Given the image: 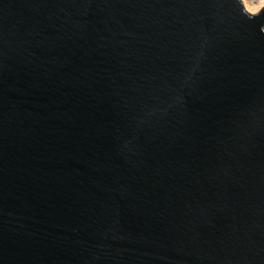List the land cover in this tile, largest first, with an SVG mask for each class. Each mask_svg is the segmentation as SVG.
I'll return each mask as SVG.
<instances>
[{"label": "water", "instance_id": "water-1", "mask_svg": "<svg viewBox=\"0 0 264 264\" xmlns=\"http://www.w3.org/2000/svg\"><path fill=\"white\" fill-rule=\"evenodd\" d=\"M0 264H264V5L0 0Z\"/></svg>", "mask_w": 264, "mask_h": 264}, {"label": "rangeland", "instance_id": "rangeland-1", "mask_svg": "<svg viewBox=\"0 0 264 264\" xmlns=\"http://www.w3.org/2000/svg\"><path fill=\"white\" fill-rule=\"evenodd\" d=\"M244 7L248 6L254 13L257 12L264 4L260 6V3L253 2L251 0H243ZM252 12V13H253Z\"/></svg>", "mask_w": 264, "mask_h": 264}, {"label": "built area", "instance_id": "built-area-1", "mask_svg": "<svg viewBox=\"0 0 264 264\" xmlns=\"http://www.w3.org/2000/svg\"><path fill=\"white\" fill-rule=\"evenodd\" d=\"M241 1H242V0H241ZM251 1L256 2V3H260V6H261L262 4H264V0H251Z\"/></svg>", "mask_w": 264, "mask_h": 264}, {"label": "bare ground", "instance_id": "bare-ground-1", "mask_svg": "<svg viewBox=\"0 0 264 264\" xmlns=\"http://www.w3.org/2000/svg\"><path fill=\"white\" fill-rule=\"evenodd\" d=\"M242 3H243V0H242ZM243 5H244V4H243ZM245 8H246V10H247L248 12H251V13L253 12V11H252L248 6H246V5H245ZM253 13H254V12H253Z\"/></svg>", "mask_w": 264, "mask_h": 264}]
</instances>
